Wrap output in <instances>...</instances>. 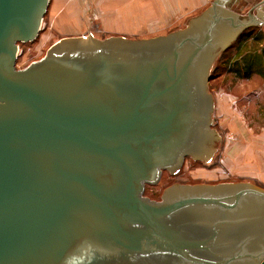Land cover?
I'll use <instances>...</instances> for the list:
<instances>
[{
  "label": "water",
  "instance_id": "95a60500",
  "mask_svg": "<svg viewBox=\"0 0 264 264\" xmlns=\"http://www.w3.org/2000/svg\"><path fill=\"white\" fill-rule=\"evenodd\" d=\"M49 2L0 0V264H264L258 188L144 197L163 170L215 148L210 70L264 23L258 6L252 19L215 0L149 40L62 39L17 70Z\"/></svg>",
  "mask_w": 264,
  "mask_h": 264
},
{
  "label": "rangeland",
  "instance_id": "374dc122",
  "mask_svg": "<svg viewBox=\"0 0 264 264\" xmlns=\"http://www.w3.org/2000/svg\"><path fill=\"white\" fill-rule=\"evenodd\" d=\"M213 2L184 14L158 0H50L38 37L19 43L16 69L41 60L66 38L135 41L170 35L186 29V22ZM223 11L247 15L238 6H223ZM219 57L210 70L209 77L215 78L207 91L213 100L209 130L214 132L215 148L210 146L207 158L186 156L176 173L163 170L157 183H147L144 197L150 201L160 203L168 186H250L264 193V111L257 110L264 103V82L257 76L235 81L232 75L214 73Z\"/></svg>",
  "mask_w": 264,
  "mask_h": 264
},
{
  "label": "trees",
  "instance_id": "16d2710c",
  "mask_svg": "<svg viewBox=\"0 0 264 264\" xmlns=\"http://www.w3.org/2000/svg\"><path fill=\"white\" fill-rule=\"evenodd\" d=\"M220 71L232 75L235 81H248L257 76L264 82L263 31L256 27L243 30L218 58L214 73ZM214 78L211 76L209 81ZM257 110L263 112L264 103H260Z\"/></svg>",
  "mask_w": 264,
  "mask_h": 264
},
{
  "label": "crops",
  "instance_id": "0c3cea01",
  "mask_svg": "<svg viewBox=\"0 0 264 264\" xmlns=\"http://www.w3.org/2000/svg\"><path fill=\"white\" fill-rule=\"evenodd\" d=\"M172 1V2H171ZM209 1H215V0H158L159 4L162 2L164 6H169L171 8L178 9V12L180 13H186L188 11L196 10L198 8H201L205 6ZM219 2L226 8H235L236 6L239 7V9H246L247 15L249 14L252 19H257V15H255V7L258 6L262 16L264 17V0H219ZM214 3V2H213ZM235 6V7H234ZM246 15V16H247ZM249 27H256L263 31L264 33V23L258 22L252 25L247 26ZM245 28V29H246Z\"/></svg>",
  "mask_w": 264,
  "mask_h": 264
},
{
  "label": "flooded vegetation",
  "instance_id": "af4514ba",
  "mask_svg": "<svg viewBox=\"0 0 264 264\" xmlns=\"http://www.w3.org/2000/svg\"><path fill=\"white\" fill-rule=\"evenodd\" d=\"M256 251H257V249H256Z\"/></svg>",
  "mask_w": 264,
  "mask_h": 264
}]
</instances>
